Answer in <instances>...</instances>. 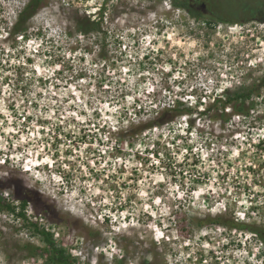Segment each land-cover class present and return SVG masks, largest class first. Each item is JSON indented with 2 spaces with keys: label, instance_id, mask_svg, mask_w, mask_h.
Returning a JSON list of instances; mask_svg holds the SVG:
<instances>
[{
  "label": "rangeland",
  "instance_id": "rangeland-1",
  "mask_svg": "<svg viewBox=\"0 0 264 264\" xmlns=\"http://www.w3.org/2000/svg\"><path fill=\"white\" fill-rule=\"evenodd\" d=\"M176 1L199 19L170 0H47L22 38L27 0H0V198L16 209H0V264H45L41 231L68 264H264L215 224L264 225V90L245 117L210 106L264 75V0ZM174 101L195 114L139 131Z\"/></svg>",
  "mask_w": 264,
  "mask_h": 264
},
{
  "label": "trees",
  "instance_id": "trees-1",
  "mask_svg": "<svg viewBox=\"0 0 264 264\" xmlns=\"http://www.w3.org/2000/svg\"><path fill=\"white\" fill-rule=\"evenodd\" d=\"M170 3L173 7L185 11L191 18L195 20L199 19L200 15L190 8L186 2L170 0ZM47 5V0H27L26 3L17 11L14 22L11 23L9 27V32L13 36L25 37L28 31V24L30 19L37 14V12ZM75 30L83 35L84 37L91 34L92 32L100 31V20L96 18L90 20L89 17H79L75 16L73 19ZM260 90H264V75L260 76L259 80L256 83H253L248 88L239 87L232 91L228 88L224 89L220 95L215 96L212 100L210 106L217 107V110L220 111V114L217 115L218 119H222L227 112L224 110L229 109L232 114L245 117L248 115L249 111L254 107L252 101L253 96L259 94ZM211 107L206 106L202 111L197 112L199 115H204L207 113ZM195 110L191 108L190 105L184 104L181 101H174L171 105L168 104L165 107H162L155 116L146 122L139 131H153V130H162L164 127L175 124L179 119L189 118L193 116ZM187 127H192L193 123L191 120L186 124ZM135 135H138L136 132ZM19 196V211L17 216L21 219H26L25 210L28 204L26 198L21 194ZM21 196V197H20ZM0 209H4L9 213H15V208L7 204L4 200L0 198ZM216 225L223 228L226 231H241L243 233H249L251 238L258 244L261 250L264 252V225L258 224L255 222H243L236 219L227 218L226 213H223L221 216L216 218ZM37 231L36 224H30ZM40 235L43 238V241L49 247L47 252V257L45 259V264H68V257L64 254L63 250L55 245L54 240L52 239V234L41 231ZM26 251L29 254H32L34 251L31 250V246H26ZM115 264H124L123 261L115 262Z\"/></svg>",
  "mask_w": 264,
  "mask_h": 264
},
{
  "label": "flooded vegetation",
  "instance_id": "flooded-vegetation-1",
  "mask_svg": "<svg viewBox=\"0 0 264 264\" xmlns=\"http://www.w3.org/2000/svg\"><path fill=\"white\" fill-rule=\"evenodd\" d=\"M190 7V6H189ZM201 7H203L202 5H201ZM191 8V7H190Z\"/></svg>",
  "mask_w": 264,
  "mask_h": 264
}]
</instances>
